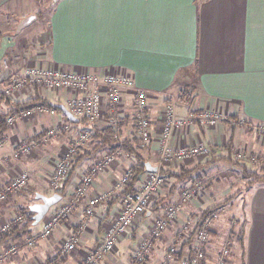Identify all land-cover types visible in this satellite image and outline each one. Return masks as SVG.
I'll use <instances>...</instances> for the list:
<instances>
[{"label":"crops","instance_id":"obj_1","mask_svg":"<svg viewBox=\"0 0 264 264\" xmlns=\"http://www.w3.org/2000/svg\"><path fill=\"white\" fill-rule=\"evenodd\" d=\"M34 1L0 0V14L16 12L21 18L25 13L33 12ZM47 23L48 41L44 47L32 46L28 63L41 61L48 67L73 72L92 70L100 75L126 72L138 87L151 93L149 97L166 99L168 92L178 86L191 87L193 99L190 106L187 101H179V98L170 102L179 117L192 119L190 126L171 135L170 143L174 147H189L200 142L208 146L210 152L215 151V184L221 182L217 180L222 169L228 167L229 159L224 157L229 154L233 157L231 154L234 150L250 154L249 162L252 163H256L257 157L264 158V135L255 128L264 125V0H58L48 15ZM11 69L12 72H9L10 68L7 70L0 66L1 73L7 71L18 76L25 71L20 66ZM20 91L17 90L11 99L1 104L2 112L31 98L29 94L27 98V94L18 93ZM46 96L53 98V95ZM61 96H65V92ZM161 110L152 114L150 108L148 112L152 134L149 154L153 166H156L154 149L158 144L153 139L163 128ZM209 111H218L223 115L218 126L210 127L197 119L198 115ZM43 113V116L33 115L28 120L18 119L15 126L7 127L0 134L4 137V144L0 147V188L10 183L12 176L16 175V168L22 164L29 172L28 186L32 188L25 195L28 204L15 202L14 194L9 195L0 205L1 217H4L7 209L15 206L13 202L19 207H28L40 201L36 198L37 194L50 196L57 193L49 188V172L47 177L44 176L47 168L45 157L50 154L54 160L56 156L58 158V150L62 145L66 148L73 143L75 133L46 137L42 131L49 126L43 123L33 126L34 120L36 122L39 117V120H49L50 114L47 111ZM58 119L64 121L59 114L50 115L51 124ZM232 119L244 121L246 125L232 127L228 122ZM98 122L105 123L104 118ZM85 126L84 122L75 125L78 129ZM19 141L29 142L34 150L46 148L42 154V167L40 157L38 161H29L25 159L28 154L13 155ZM97 151L92 145L85 144L80 151L83 156L77 159L79 153L74 158L69 177L61 193L58 192L60 200L49 208L38 223L29 227V232L41 233L43 225L53 218L54 211L62 202H72L70 213L57 220L48 236L36 237L32 246L24 244L21 252L9 260L10 264H34L35 261L84 264L103 241L107 229L105 224H109L117 213L121 201L120 197L116 203L109 200L119 194L114 190V185L123 173L125 159L118 154L116 161L106 171L93 174L92 182L85 186V192L78 195L76 189L80 185L81 175L92 173L90 171ZM175 163L165 167L174 171L179 162ZM191 165L193 163L186 160L180 162L179 167L190 168ZM238 184L241 182L238 181ZM246 184L249 186L239 204V217L240 221L245 220V230L243 257L239 256L238 261L239 264H264V180ZM160 191L152 202H158L157 205L140 216L136 226L120 236L116 247L97 257L93 264L130 263L136 245L148 237L147 230L153 222L155 208L162 203V211L175 200L177 191L170 194L166 187ZM100 193H107V200L98 203L94 213L87 215V199ZM205 200L200 198L182 203L175 222L165 229L162 238L150 239L151 246L144 264L161 263L179 227L187 226L190 228L189 234H192L197 213L216 203H206ZM72 236L76 239L75 248L66 250L64 245ZM8 239L13 240L11 237ZM3 245L4 241H0V249H3ZM188 245V242L179 243L169 264H180ZM208 248L209 253L214 251L212 246Z\"/></svg>","mask_w":264,"mask_h":264},{"label":"built area","instance_id":"obj_2","mask_svg":"<svg viewBox=\"0 0 264 264\" xmlns=\"http://www.w3.org/2000/svg\"><path fill=\"white\" fill-rule=\"evenodd\" d=\"M10 60L14 66H20L25 69V71L18 76L8 74L7 71L2 72L5 74L0 72V95L4 94L6 96H11L17 89L30 90L33 84L45 86L49 89L61 90L67 94L70 93V96L66 98L65 107L74 117L78 118L81 123L84 122L86 124L83 129H78L75 127L76 123L62 121L59 127L44 130V135L46 136L58 135L63 131L75 133L74 142L66 147L68 149L67 153L63 157L59 156V159L55 163L53 169L54 173L52 174L53 178L50 180L52 190L56 192L60 190L62 181L68 176L71 170L75 155L84 147V144L89 138L90 132L88 127L102 118L105 98L107 99L108 108H110L111 111L116 110L119 112L122 103V95L124 92H130L133 95L134 109L132 111H134L138 134L141 136L144 145H147L151 141L152 134L150 131L151 124L149 115L146 116L144 112L146 109H149V93L138 87L132 76L128 73L117 72L100 75L97 72H73L62 70L57 67L43 69L40 64L28 66L27 59L18 55L13 56V59L10 57ZM2 67L8 70L7 59L5 58L2 59ZM39 107L40 106H35L32 109H17L15 113L8 116V126L12 127L18 119L27 118L35 112H39V109H42ZM49 113L53 114L54 111L51 109ZM160 117V120L163 121V128L153 139L158 143L159 150V163L156 165L157 170L155 172H146L135 191L121 195L120 208H118L117 213L108 224L103 241L95 248L94 252L86 258V263L84 264H93L97 257L111 252L116 247L120 236L136 226L139 217L149 209L157 192L166 185L165 178L158 171L159 168L169 165V162H183L196 154H204L207 152L206 146L200 142L193 143L189 147H174L170 143L171 135L177 130L190 126L192 122L191 117H179L172 105H166L161 110ZM220 118H222V114L218 111H209L203 115L197 116L198 120H201L207 125H215ZM108 123L113 124V118H109ZM0 139L1 147L4 142V137L0 136ZM31 150L32 146L29 142L19 141L16 144V149L13 151V155L15 157L20 154L27 155ZM118 154L120 153L117 152L115 154L104 155L100 161L95 164L91 174L82 176L80 185L76 189L77 194L82 195L83 192H85V186L92 182L93 174L106 171L108 166L113 163V160H116ZM128 175L129 169L125 168L123 170V175L115 182L114 190L116 192L120 193L121 185ZM28 178L29 176L26 171H20L11 179L7 186L0 188V203L6 200L9 193L24 188L27 185ZM203 186L204 184H190L185 186L177 192V199L171 202L163 212L158 214L156 212L154 213L153 222L149 225L147 230L148 237L143 238L136 245L132 251L129 264L145 263L151 246L150 239L162 238L165 229L171 223L175 222L181 210L182 203L200 199L199 195L203 192ZM107 197L108 194L105 193L88 198L85 213L89 216L92 215L94 213V207L98 203L103 202ZM65 214L66 213H60L46 222L43 225L41 233L39 232L41 237L48 236L53 225ZM218 215V212L213 211L201 218L198 227H196L197 223L195 224L192 234H189L187 230L185 231L184 228H187V226L179 227L174 233L172 241L167 246L160 264H169L173 255L178 250L177 246L181 242L190 243L186 252L182 255L180 264H201L200 260L206 257H208V264H227L229 261L230 247L225 245V241L222 242L223 245L218 248L219 250L217 253V250H211V253L208 252V247H213L214 245L210 244L211 238L213 239L214 237L211 232L213 230L214 221L217 219ZM8 228L9 225L7 223L0 229V232L6 231ZM64 246L66 250H72L75 248V242L68 240ZM38 264H45V262H40Z\"/></svg>","mask_w":264,"mask_h":264},{"label":"rangeland","instance_id":"obj_3","mask_svg":"<svg viewBox=\"0 0 264 264\" xmlns=\"http://www.w3.org/2000/svg\"><path fill=\"white\" fill-rule=\"evenodd\" d=\"M35 1H36V4H35ZM35 1H34V5H33L34 7L32 8L31 11H37L38 10V11H42V12L40 14L38 13V15H39L38 18L34 19L28 26L22 28L18 32H15V30H16V26H17V23L19 20V18H18L19 14L16 12H3L0 14V52H1V54H5L4 58L7 59V61H8V67L11 70L10 72H12L11 68L17 67L11 63L10 57L13 59V56L18 55V56L24 57V59H30L28 54H30L29 52H32V49H31L32 46L35 45V46L40 47V45H43V47H44L46 42L48 41V36H49L48 25H47L48 24L47 23L48 22V12L46 11V6L49 3V0H42V1L41 0H35ZM39 1H41V2H39ZM50 2H51V0H50ZM29 13H31V12H29ZM27 14L28 13H25V15L23 17H25ZM28 48H30V49H28ZM0 64H1V62H0ZM34 64H36V65L40 64L41 68H43V69L50 68L48 66H45L44 62H41V61L40 62L34 61L32 63L29 62L28 66H33ZM74 72H76V71H74ZM90 72H94V71L90 70ZM123 73H126V72H123ZM187 88H188V85H184V86L181 85V86L176 87L173 90H170V92H168V94L166 95V99H163L160 97L157 98L156 96L150 97L148 100V108L149 109L151 108V112H152V114H154V113H156V111L158 112L159 110L163 109L166 105L167 106L171 105L170 102L172 100L177 101L179 98V101L182 102L183 99H181L179 97V94L180 93L182 94L184 92L183 90H186ZM22 91H20L18 93H20V94L26 93V94H29V96H31V94L34 90L30 91V90L24 89ZM146 91H148V90H146ZM38 93L40 96H46L47 94L53 95L52 100L56 101L57 103L58 102L61 103V101H63L65 103L66 98L70 96V93H68V94L65 93V96H61V93H62L61 90L49 89V88H46L45 86H41L39 88ZM149 94L151 95V93H149ZM25 97L28 98V96H25ZM125 99H127V100L125 101ZM187 105L190 106L191 104L187 103ZM133 109H134L133 95L130 92H124V94L122 95V103H121V106L119 108V112L123 115L124 114L127 115V114H131ZM43 112H45V109L43 110V108H42V109H39V112H35L33 115L43 116L44 115ZM33 115H31V116H33ZM50 115H54V114H50ZM50 115L48 116L49 120L46 118L43 120H39V118H41V117L37 118L36 122L34 120L33 126H39L43 123V124H45V126H49L48 128L59 127L62 123V120L58 119L53 124H51ZM31 116H29L27 118H23V120H28ZM222 117H223V115H222ZM221 120H222V118H220L218 123H216L215 125H210V124H208V125L210 127H216V126H218V124ZM228 122H229V124L231 123L232 127H235L238 124L239 125H242V124L246 125L244 121H239L236 119L228 120ZM78 123L81 124V121H79ZM78 123H76V124H78ZM8 127H10V126H8ZM31 127H32V125L30 126V128ZM48 128H46V129H48ZM255 128L259 134L264 135V125H258V126H255ZM125 130H126V134H129L132 132V130L129 127L125 128ZM64 133H68V132L63 131L58 135H53V137L59 136V135L64 134ZM43 134H44V130H43ZM1 136H3V135H1ZM46 137H52V136H46ZM87 143H88V141L85 144H87ZM155 143L157 144V142H155ZM3 144H4V142H3ZM85 144H84V146H85ZM45 149L40 148L37 150L35 148V150H34V148L32 147V150L29 152L30 155L28 154V156H25L26 157L25 159H27L29 161H31L33 159H34V161L35 160L38 161V158L40 157V164L42 167V162H43L42 154H44ZM206 149H207L206 153L196 154L192 158L186 159L187 161L192 162L193 165H191L190 168L183 167L184 170L186 171L184 174H182L179 169H175L174 171L177 174H179L176 176H179V177L171 176L170 174H168V176L166 178L164 176L163 177L166 180L165 184H204L205 187L203 186L204 189H203L202 194L199 195L200 198L206 199L205 200L206 203L207 202L208 203H214L216 201V203L221 202V204H223L222 207L219 209V211H217L219 213V216L217 217V219L214 221V224H213L214 232L212 235L214 236L213 237L214 239L211 238V243H210L211 245L214 244L212 248L215 251L217 250L216 251V253H217L219 250L218 248L223 245L222 242H224L223 241L224 236L226 237V234L229 230L228 228L231 226L232 222L237 220L236 222L238 224V222L240 221V217H239L240 216V214H239V206L240 205L239 204L241 201V196L243 195L245 189L249 186V184H246V183H249L252 181H257V180H262V179H260V177L264 176V158L257 157L256 163H252V162H249L250 161V156H249L250 154H246L244 152H241L238 149L234 150L233 152L227 151L226 153L232 152L231 155L233 157H231L230 154H229V156L227 155V157H224L226 159H229V162L227 163L228 167H227V169H225V168H223L224 170L222 169L221 176L217 180L218 182L221 180V182L219 184H215L214 183V181H215V172H214L215 161H214V159H216V158H214V155H215L214 152L215 151L212 150L210 152V149L208 146H206ZM67 151H68V149L62 145L60 150H58V153L60 156L63 157L67 153ZM154 151L156 152V157H157L156 165H157L159 163L158 144H157V147L154 149ZM152 152H153V150H152ZM79 153L80 152H77L75 157ZM95 155H96V158L93 161L92 169L90 172L93 171L95 164L98 163L100 161V159L106 154L102 155L101 153H98ZM50 156H51L50 154H47V156L45 157L47 168H45L46 173L44 174V176L45 177L48 176L47 175V171H48L49 177H47V178H48L49 188L52 192H56V191L52 190L51 185H50V180H52V178H53L52 174L54 173L53 171L51 172L50 170H52L54 168L55 163L59 159V157L57 158V156H56V158L54 160ZM81 156H83V153H80L77 156L78 157L77 159H79ZM150 157H151V155H150ZM151 160H152V157H151ZM115 161L116 160H113V162H115ZM252 161L255 162V160H252ZM178 162L179 161H176V163H178ZM173 164L174 163L169 162V165H173ZM169 165H167V166H169ZM176 165H177V167H179L180 162ZM194 165L198 166L199 168L195 167ZM110 166H108V168ZM121 166H120V168H121ZM192 168H193L192 172L187 171V170H190ZM123 169H125V168L122 166V170ZM162 169L165 170L168 168L162 167ZM20 171H27V169H25L23 164H22V166L20 165V167L16 168L14 174H17ZM90 172H88V173H90ZM27 173L29 176L28 171H27ZM159 173L162 174L160 171H159ZM85 174H87V173H85ZM85 174H83V175H85ZM122 174H120L119 177ZM197 174H201L203 176L199 175L200 178L197 180H194L195 177L197 176ZM83 175H81V176H83ZM189 176H192V178H194L193 179L194 181L193 182H188V181L183 182V180L187 179ZM12 177L14 178L15 176L13 175ZM117 180L115 182H117ZM238 181L241 182V184H238ZM28 184L29 183L27 182V185L24 188L17 190L16 192H11L14 194L15 202H17V201L22 202L23 201V203L28 204L25 200V198H26L25 195L27 194L28 190H32V188H30L28 186ZM164 187L165 186H163L160 190L164 189ZM180 190H178L177 192H179ZM160 192L158 191L157 194ZM11 193H9L8 196L11 195ZM100 194H103V193H100ZM8 196H7V198H8ZM177 196L178 195L175 194V200L177 199ZM153 198H154V196H153ZM15 202H13V204L15 206H11L10 209H7V212L4 210V212H6L5 214H3L4 217H1V214H0V229L8 223L9 218H13L14 215L16 214V212L19 211L18 209L20 207L17 206ZM10 203H11V201H10ZM156 203H158V202H156ZM159 203H161V202H159ZM216 203H214V204H216ZM1 204L2 203H0V205ZM71 204H72V202L69 203L68 201L62 202V205H59L57 207V209L54 211L53 217L60 214V213L69 214L71 211ZM170 204L171 203H168L166 205V207H164L163 210L161 211L160 209H162V207L164 206V204L161 203L160 206L156 207L154 211H156L157 214L160 212H163L167 208V206H169ZM118 207L120 208V204L118 205ZM199 214H200V212L197 213V215H199ZM107 225H108V223L105 224V229H106ZM237 226L238 225H236V227ZM184 229H185V231L186 230L188 231L190 228H184ZM225 230H227V232ZM0 233H2V232H0ZM36 237H41L39 232H35V233L29 232L28 235L25 234V237H22V239L14 238L11 241L9 239L3 240L4 241V245L2 246L3 249H0V264H10L9 260H11L12 257L15 256V254H17L18 252H21L20 250L24 246V244H26L27 246H32L35 243ZM70 241L76 242L75 236H72L70 238ZM228 245L230 247V243H228ZM231 246H234L235 249L233 251L230 248L229 261L227 264H231L234 260L237 261V262H235V264H239L238 260H239V256H240V250L238 249L236 243L231 244ZM231 251H233V253H231ZM40 262H42V261H35L34 264H38Z\"/></svg>","mask_w":264,"mask_h":264},{"label":"trees","instance_id":"obj_4","mask_svg":"<svg viewBox=\"0 0 264 264\" xmlns=\"http://www.w3.org/2000/svg\"><path fill=\"white\" fill-rule=\"evenodd\" d=\"M54 4L50 5V0H49V3L46 6V11L48 12V15L50 11L52 10ZM41 12L42 11H38V10L33 11V13L37 15V18L39 16L38 13L40 14ZM4 55L5 54L0 55L1 64H2V59H4ZM1 64L0 66L2 67ZM7 68L9 69L8 61H7ZM38 87L40 88L41 86H39L38 84L32 85V88L30 89V91L34 90L36 92L35 94L32 93V95L29 96L31 98H29L28 100L23 101L21 103H17V106H15L16 105L15 104L14 106L9 107L6 112H2L0 110V134H2L8 127V123H7L8 116L15 113L17 109H20V108L32 109L35 106L40 105V107L43 108V110L45 109V111H47L48 113H49V110L52 109L54 113L61 115L63 120L67 121L66 117L62 114L60 110L55 109L54 107H51L49 105L50 103H57V102L50 99L48 96H40L38 93ZM17 90H22V89H17ZM183 91L184 92L182 94L180 93L181 95L179 94V97L183 99V101H187L189 104H191V100L193 99V94H192L193 90L191 89V87L188 86V88ZM14 93L11 96H6L4 94H1L0 95V106L5 100L8 101L9 99H11ZM61 103L65 105L63 101H61ZM115 111H111L110 108H108L107 99L105 98L104 111L102 114V117L104 118L105 123L100 122L99 124V122L97 123L96 121L94 122V124L90 125L89 138L87 139L88 143L92 145L93 148H96L98 150L97 151L98 153L102 152V153L109 155V154H115L119 152L122 155L123 159H125V168L129 169V175L126 177L125 181L121 185V191L118 194V196L116 197L113 196L111 200H109V201H112L113 203L118 202L119 197H121L122 194L131 193L135 191L143 175L146 172H149L148 168L156 167L151 164V160H150L151 159L150 154H149L151 151V146H149L150 142L147 145H144L141 136L138 134L136 121L134 117V111H132L131 114H127V115L126 114L123 115L120 112H117V111L115 112ZM144 112L147 116L149 109H146ZM109 118H113V121H114L113 124H110L108 122L106 123V121ZM128 127L132 130V132L129 134H126L125 128H128ZM73 162H74V159L72 161V166H74ZM72 166H71V169H72ZM195 167H198V166H195ZM177 169H179L182 174L186 172L183 166H180ZM158 171H160L165 178L168 176V174H170L171 176L179 177V176H176L179 174L169 169L164 170L162 168H159ZM187 171L192 172L193 168ZM199 175L201 174H197L195 179L192 178V176H189L187 179H184L183 182L185 181L193 182L194 180H197L200 178ZM68 176L62 181L60 190L57 191V193L58 192L61 193L63 184L67 180ZM260 179L264 180V176L260 177ZM187 185H190V184H166L165 187L167 188V191H169L170 194H173L174 191H178ZM156 204H157L156 202L154 204H151L149 206V209L151 208L153 209L154 205ZM222 205L223 204H221L220 202V203L211 205L203 210H200L199 211L200 214L196 222L197 223L196 227H198L199 220L201 218H203L204 216L208 215L209 213L213 211H216V212L219 211ZM18 210L19 211L16 212L14 217L8 220L9 228L6 231H3L2 233H0V241L6 240L8 237H11L13 239L20 237V239H22V237H25V234L28 235L30 231L29 227L34 222V219H33L34 212L30 210V206L20 207ZM146 212L147 210L144 213H142L141 216H144ZM236 221H233L231 226L228 228L229 230L225 237V243H226L225 245L229 247V245L227 244L229 242L230 248L233 250L234 247H232L231 244L236 243L238 249L240 250V258H241L243 257V249H244L243 235H244V230H245L244 229L245 220L242 219L241 221L238 222V224ZM236 225L238 226L236 227ZM204 250L206 252L205 246H204ZM191 251H192V248H191ZM207 260H208V257H206L205 259L202 258L200 260V263L207 264Z\"/></svg>","mask_w":264,"mask_h":264},{"label":"water","instance_id":"obj_5","mask_svg":"<svg viewBox=\"0 0 264 264\" xmlns=\"http://www.w3.org/2000/svg\"><path fill=\"white\" fill-rule=\"evenodd\" d=\"M58 0H51L50 5L56 3ZM37 18V15L33 12L27 14L25 17H22L18 20L15 32L20 31L22 28L28 26L34 19ZM51 107L58 109L62 112V114L66 117L67 121L71 123H78V118L74 117L69 110L62 103H50ZM148 170L150 172H155L157 170L156 167H149ZM36 198L39 199V202H35L30 205V210L34 212L33 219L34 224L38 223L43 216L48 212L49 208L55 204L58 200H60L61 195L58 193H54L50 196L44 194H37Z\"/></svg>","mask_w":264,"mask_h":264}]
</instances>
